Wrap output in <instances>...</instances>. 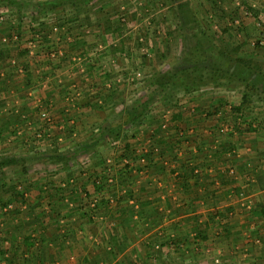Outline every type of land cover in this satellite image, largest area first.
<instances>
[{
    "label": "crops",
    "instance_id": "obj_1",
    "mask_svg": "<svg viewBox=\"0 0 264 264\" xmlns=\"http://www.w3.org/2000/svg\"><path fill=\"white\" fill-rule=\"evenodd\" d=\"M11 1L7 5L38 8L40 3L51 0H14L16 3ZM82 3L74 8L76 17H70L72 11L58 13L60 7L38 11L41 15L53 12L54 19L52 17L50 20H41L46 21V26L41 29L36 25L32 33L37 38H29L41 39L46 47L52 48L55 45L62 48L63 55L56 59L45 58L40 48L34 49V52L23 47L12 50L13 43H17V37H22L24 32L18 31L19 36H15V30H18L19 26L18 29L14 26H0V51L3 52L0 60V103L2 107L11 106L10 111L0 113V118H3L7 125L38 126L36 123L39 120V111L47 106L52 113L50 122L57 124L55 129L59 130L52 131L53 134L50 132V138L47 139L50 141L49 149L37 155L41 160L47 161V168L52 172L46 176L34 177L32 182L28 181L35 191L10 197L11 200L21 201L20 209H9L7 206L1 210L11 216L20 213L25 222L4 227V237L0 239V264H195L192 260L197 257L195 255L199 248L195 238H198L197 235L202 230V227L195 225L203 222L199 219L202 213L194 212L185 203L203 199L208 201L207 206L214 202L217 205V199H223L224 195L220 196L222 191L224 194L229 193V188L224 183L229 182L225 175L230 164L226 155L222 161H218L216 157L221 155L213 154L214 150L224 147L206 143L208 146L202 149V146L194 144V148L190 149L191 155L186 157L191 160L185 165L190 166L193 163V166L198 164L209 167L210 173L204 171L201 180L194 187H190L194 183L187 179L190 177V167L182 163L176 169L179 170L178 183L182 187L178 188V191L166 193L167 186L170 185V179H167L170 174L163 163H166L167 156L171 158V154L169 155L170 147L165 145V139L173 135L164 128H159L158 136L165 132V139L161 137V142L152 145L149 140L150 133L154 130L152 124L144 130L141 129L135 137L127 134L120 140L112 134V127L105 123L104 116L108 110L113 111L119 103L114 95L117 92V77H113L110 72L117 71L116 64L112 63V49H116H107V43L102 47L103 34L106 33L104 28L92 32L95 31L92 27L93 30L90 31L87 25L96 21L95 16L90 17L91 14L88 16L85 12L90 3ZM70 5L65 4L62 8ZM99 6L101 9L105 5L101 3ZM54 26L60 27L59 32L54 31ZM29 45L30 42L27 46ZM104 60L106 61L102 63ZM108 88L113 90L111 95H103ZM192 98L196 100L195 103L198 98L202 99L194 96ZM205 100L207 107L216 104L211 99ZM205 110L208 114L209 109ZM128 112L126 120L129 119ZM177 114L179 116H176ZM177 114L172 128L185 130L190 123L188 118L191 117L186 118L182 111ZM102 121L103 127H100ZM197 124L198 121L193 127L198 131L200 125ZM208 124L212 122L201 126L196 134L204 131L205 134L213 135L215 131H222L219 129L220 123ZM2 125L3 131L6 126ZM49 128H53V125H49ZM49 128L47 126L48 130ZM7 132L4 130L2 136L6 137ZM103 133L105 136L102 138ZM110 134L113 137L111 141ZM260 134L262 132H257L253 137L255 140L250 139L244 144L247 149L245 159L238 165L239 177L240 174L245 177L251 173L246 177L247 182L238 178L239 183L247 185L253 182L260 185L259 191L250 195L243 193L244 197L249 196L256 201L262 199L261 194L264 193V142L263 139L260 140ZM7 139L9 140L8 137L4 138ZM125 142L129 145L128 149ZM146 147L152 149L149 150L152 151L150 155L160 153L162 159H157L156 165L152 163L150 166L149 158V169H145V163L137 162V167L141 168L140 172L145 173L139 178L132 177V172L126 173L127 165L128 168L131 167V160L126 156L128 153L134 156L136 151L141 148L145 150ZM197 147L201 149L198 153ZM57 152L66 155L65 158L52 159L51 156ZM90 152L93 157L87 163L79 158ZM202 152L206 154L202 155ZM248 152H255V155L251 156ZM138 161L141 162V159ZM123 165L126 166L124 169ZM242 168L245 172H241ZM103 173H106V177H111L106 178L109 184L105 183L106 186L100 187L98 183L100 177H104ZM211 173L218 176L224 187L207 198V191L213 192L209 185V179L213 177ZM95 175L99 176L96 182ZM157 176L161 182L153 184ZM141 182L142 186H139ZM93 199L97 203V213L94 217H89L85 214L88 211L85 204ZM133 199L134 203H131ZM184 204L186 208H183ZM222 228L216 230L217 235H221L216 238L221 237L222 247L217 248V241H210V235L207 240L206 258L210 260L215 258L218 261L219 257L226 256L225 253H220L228 247L227 243L224 245L228 241L223 237L224 232L220 231ZM185 249H190L188 255ZM238 255L239 257L233 256L232 260L246 259L240 257L241 253ZM223 261L224 259L222 263Z\"/></svg>",
    "mask_w": 264,
    "mask_h": 264
},
{
    "label": "rangeland",
    "instance_id": "obj_2",
    "mask_svg": "<svg viewBox=\"0 0 264 264\" xmlns=\"http://www.w3.org/2000/svg\"><path fill=\"white\" fill-rule=\"evenodd\" d=\"M9 1L0 4V26H14L17 29L19 26L18 30L14 29L15 36H19L18 31L24 32L22 37H17V43H13L12 50H19L20 47H23L34 52V49H41V54L47 59H56L58 56H62L64 53L62 48L55 45L52 48L51 46L46 47L39 38L38 40L30 39L32 36L37 38L32 31L40 20H46V18L50 20L52 17L54 19L53 12L41 15L37 7L7 5L10 3ZM183 2H187L193 11L196 19L194 28L188 27L189 24L186 25L180 16L179 7ZM101 3L105 6L100 9ZM88 4L85 12L88 13V16L91 14L90 17L94 18L95 16L96 20L87 25L88 28L92 31V27H94L95 31L92 32H98L104 28L106 33L103 34L102 47L107 43V49L114 47L117 50L112 49V52L114 51L112 63L116 64L117 71L110 72L113 77H117L115 86L117 92L114 95L119 103L113 111L108 110L105 114V123L112 128L121 125L125 129L123 138L127 134L135 137L138 132H141V129L144 130L152 124L154 130L152 129L149 138L152 145L161 142V137L165 134L163 132L162 136H158V134L160 135L159 128H164L173 135V137L169 135L166 139L163 137L167 141L165 145L170 147L168 148L169 155L171 154V158L167 156L166 163H163L167 166L170 174L167 178L170 179V185L168 184L166 193L178 191V188L182 187L178 183L180 175L178 174L179 170L176 169L182 163L185 165L188 160H191L186 157L191 155L190 149L194 148V144L202 146V149L208 146L206 143L224 147L214 150L213 154L221 155L216 157L218 161H222L226 155V160L230 164L226 168L225 175L229 182L224 183L229 188V193L224 194L222 191L223 194L220 196L224 195L223 199L219 200L218 198L217 205L214 202L207 206L208 201L203 199L185 203L194 212L202 213L199 219L204 222L200 224L195 222L197 225L192 223L196 227H202L201 233L205 236L203 238L195 234L198 236L195 239L199 243V248L195 255L197 257L192 260L193 263L264 264V193L261 194L262 199L257 201L249 196L244 197L243 193L250 195L259 191L260 185L253 182H249L247 185L239 183L240 178L247 182L246 177L251 173L245 177L240 174L241 177H239L240 170L238 169L240 161L245 159L244 155L247 149L244 148V144L250 139L251 141L255 140L253 137L259 131L262 132L260 140L263 139L264 142V92L259 89L264 83V0H92ZM66 11H72L70 17H76L77 13L72 5L60 7L57 12L61 14ZM106 12L109 14L106 15ZM36 17H40L37 22L34 21ZM104 17H107L108 25L106 23L99 25L98 21H102ZM59 28L54 26V31L59 32ZM207 40L215 48L213 55L212 53L211 55L207 54V50H202L199 45L200 41ZM28 42H30L29 46H27ZM221 51L225 53L222 58V66L214 62L216 58L221 59L219 57L223 55L220 54ZM226 53L232 56V58L229 56L232 60L227 59ZM236 57L245 58L248 62L247 65L241 66L239 63H233ZM258 75H263V79L254 84L250 78L253 80ZM115 78L113 79L115 80ZM155 78H159L164 87L158 93L153 94L156 87H160ZM185 85H190V91L186 90ZM112 91L108 88L103 95H111ZM245 93H249L247 101H244ZM193 96L202 99L198 98V102L195 103L196 100L192 98ZM205 97L216 104H210L207 107L208 103L205 102L207 99ZM147 100L150 101V105L142 118L128 123L125 119L127 112L135 105ZM10 107H2L0 103V113L10 111ZM108 107L109 105H107ZM236 107L239 109L235 110ZM206 108L209 109L208 114ZM49 109L50 107L46 106L39 111V120L36 123L39 124L38 126L34 124L7 125L8 123L0 118V159L5 156L18 158L16 164L0 168V239L4 237L2 234L6 225L11 226L14 223L25 222H23L24 217L20 213L11 216L6 212H1L7 206L9 209H20L22 206L21 201L10 199L12 195H16V189L23 193L35 191L34 186L31 188L28 181L32 182L34 177L46 176L52 172L47 168V161L41 160V157L37 156L38 153L49 149L50 141L48 142L47 139L50 138V132L59 131L55 129L57 124L50 122L52 113ZM1 110L4 111L1 112ZM178 111H182L186 118L191 117L188 118L190 123L185 130L182 128L173 130L172 128L175 122L174 115ZM195 120L198 121L197 125H200L198 126L199 130L204 124L212 122V124L220 123L219 129L222 131L219 133L215 131L213 135L205 134L204 131L196 134L199 130L197 131L193 127ZM103 123L102 121L99 126L103 127ZM2 124L6 126L3 131ZM49 125H53L52 130ZM4 130L8 131L6 137L9 140H4L6 138L2 136ZM250 136L251 138H248ZM112 139L110 134L109 140ZM119 139L122 140V138ZM146 148L145 150L139 149L140 151H136L134 156L124 150L125 153H128L126 157L131 160L129 161L131 167L126 169L128 173L132 172V177L139 178L145 173L144 170V173L140 172L141 168L137 167V162L145 163L146 169L152 163L155 166L157 159H162L159 156L160 153L148 156L147 150L152 149ZM252 149L254 150V148ZM198 151L201 149L198 148L197 153ZM248 153L251 156L255 155V152ZM205 154L206 152H202V155ZM96 156L95 154L94 157ZM92 157L90 152L79 158L87 163L92 160ZM149 158H151V162L148 165ZM152 158L156 161L154 162ZM140 159L141 162L138 161ZM194 166L195 174L187 178L194 182L190 187H194L201 180L200 177L203 176L204 171L210 173L209 167L198 164ZM23 167L27 169L26 173H24ZM125 167L123 165V169ZM170 167L174 169H170ZM188 167H193V163ZM155 169L156 167L154 171ZM242 169L241 172H245ZM262 171L264 172V170ZM212 175L209 185L213 192L208 193V190L207 198L215 195L219 189L224 187L218 176ZM98 177L95 175L94 182ZM158 177L154 179L153 184L156 182L160 184L161 179ZM24 185L27 189H24ZM139 186H142V182ZM91 202L90 200L86 201L85 206L88 207L90 217H94L97 212L92 209L96 207L95 210H97V206L92 207ZM130 202L134 203V199ZM185 204L183 208H186ZM16 219H18L17 222H15ZM220 228H222L220 231L225 234L223 237L225 236L228 241L224 243V245L227 243L228 247L220 253H225L224 257L228 260H225L224 257H219L218 261L215 258L210 260V258H206V254H208L206 253L208 250L207 240L211 238L210 241H217V248L222 247L220 245L221 237L216 238L221 236L220 233L218 235L216 233V230L219 231ZM236 241L239 244L235 243ZM185 251L188 255L190 249H185ZM239 253H241V258L246 259L243 261L242 259L240 261L232 260L233 256L239 257ZM222 259H224L223 263Z\"/></svg>",
    "mask_w": 264,
    "mask_h": 264
},
{
    "label": "trees",
    "instance_id": "obj_3",
    "mask_svg": "<svg viewBox=\"0 0 264 264\" xmlns=\"http://www.w3.org/2000/svg\"><path fill=\"white\" fill-rule=\"evenodd\" d=\"M14 0H12L11 1V3H16L15 1L13 2ZM89 1H91V0H51V1H48V2H44V3H40L39 5H38V10L39 11H47V10H54V9H58L59 7H62V6H64L65 4H71L72 6H74V8L76 7H78L82 2H89ZM7 1L6 0H0V3L1 4H5ZM83 4V3H82ZM179 12H180V16L182 17V19H184V21H185V24L187 25V24H189L188 25V27H190V26H192L191 28H194L195 26H196V19H195V17H194V14H193V11H192V9H191V7H190V5L187 3V2H183L181 5H180V7H179ZM109 14V12H106V15H108ZM39 20V17H36L35 19H34V21H38ZM108 20H107V17H104L103 19H102V21L100 20L99 21V25H101V24H103V23H106V25H108ZM44 23H46V21H41L40 20V22H38L37 23V25H39V28H43V26H46ZM195 24V25H194ZM226 30V29H225ZM11 36V34L9 35V37ZM200 47L202 48V50H204L205 51V49L207 50V54H210L211 55V53H212V55L215 53V48H213L212 47V45H210V41H204V42H202V41H200ZM206 46V47H205ZM208 46V47H207ZM210 51H212V52H210ZM222 52V51H221ZM220 52V54H223V55H220L219 57H221V59L220 58H216V60L214 61L215 62V64H220V66H222V64H223V60H222V58H223V56H224V54L225 53H221ZM225 56H227V59L228 60H232L231 58H232V56L231 55H229V53H226V55ZM229 56H231V58L229 57ZM2 57H3V52L2 51H0V60L2 59ZM229 57V58H228ZM220 59V60H219ZM222 61V62H221ZM233 63H239L241 66H245V65H247V60L245 59V58H239V57H236L234 60H233ZM245 69V68H244ZM247 71H249V70H247ZM250 73V72H249ZM246 79H248V77H246ZM263 79V75H258L255 79H251L250 78V80L251 81H253V83L255 84L256 82H260V80H262ZM155 80H157V82H159V86L161 87H156V89L153 91V94L154 93H158L163 87H164V84L162 83V81L160 82L159 81V78H155ZM186 87V90H189L190 91V85H185ZM259 89L262 91V92H264V83L262 84V86H261V88L259 87ZM243 97H244V101H247L248 100V98H249V93H245L244 95H243ZM148 105H150V101L149 100H147V101H144L143 103H139V104H137V105H135L133 108H131L130 110H129V119H127V122L128 123H131V122H135V120H138V119H140V118H142V116L144 115V113H145V111L147 110V107H148ZM239 108L238 107H236V109L235 110H238ZM177 114V113H176ZM175 116V115H174ZM176 116H179V114H177ZM111 132H112V134L115 136V138L116 139H119V138H121L122 137V135H123V132L125 131V129H122V126L120 125V126H118V127H113L111 130H110ZM109 131V132H110ZM105 136V133H103L102 134V138ZM103 140V139H102ZM126 146H129L127 143H126ZM148 153H147V155H150V153H152V151H150L149 152V150L147 151ZM65 156L66 155H63L62 153H59V152H57V153H55V154H53L52 156H51V158L53 159V158H55L56 160H62L63 158H65ZM18 162V158H15V157H9V156H5V157H2L1 159H0V168L1 167H6L7 165H10V164H16ZM151 162V161H150ZM128 167H129V165H127ZM194 169H195V166H193V167H190V169H189V175H194L195 174V172H194ZM23 171H24V173H26L27 172V169H25L24 167H23ZM127 172V171H126ZM128 173V172H127ZM102 176H104V177H100V182L98 183V185L100 186V187H103V186H105L106 184L105 183H108V181H107V177H108V175H107V177H106V173L104 174L103 173V175ZM106 180V181H105ZM104 182V183H103ZM24 189H27V187L24 185ZM16 191H17V193H16V195H22L23 194V192L22 191H19V190H17L16 189ZM12 196H14V195H12ZM97 204V203H96ZM95 206H97V205H95ZM93 211H94V209H92ZM85 214H87L89 217H90V213L87 211V212H85ZM198 236L199 237H205L202 233H201V231H200V233H198Z\"/></svg>",
    "mask_w": 264,
    "mask_h": 264
},
{
    "label": "built area",
    "instance_id": "obj_4",
    "mask_svg": "<svg viewBox=\"0 0 264 264\" xmlns=\"http://www.w3.org/2000/svg\"><path fill=\"white\" fill-rule=\"evenodd\" d=\"M52 55H53V54H52ZM95 205H97V204H96V201L93 199L92 202H91V206H92V207H95ZM95 208H96V207H95ZM95 208H93V209H94V212H95Z\"/></svg>",
    "mask_w": 264,
    "mask_h": 264
}]
</instances>
